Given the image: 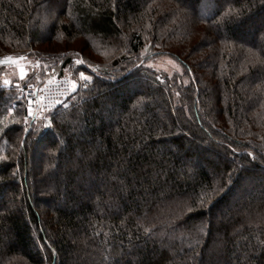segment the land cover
Instances as JSON below:
<instances>
[{"label":"trees","instance_id":"trees-1","mask_svg":"<svg viewBox=\"0 0 264 264\" xmlns=\"http://www.w3.org/2000/svg\"><path fill=\"white\" fill-rule=\"evenodd\" d=\"M0 264H264V0H0Z\"/></svg>","mask_w":264,"mask_h":264},{"label":"built area","instance_id":"built-area-1","mask_svg":"<svg viewBox=\"0 0 264 264\" xmlns=\"http://www.w3.org/2000/svg\"><path fill=\"white\" fill-rule=\"evenodd\" d=\"M74 91V83L69 77H56L44 85H31L25 89L26 106L32 116L40 111L53 110Z\"/></svg>","mask_w":264,"mask_h":264},{"label":"rangeland","instance_id":"rangeland-1","mask_svg":"<svg viewBox=\"0 0 264 264\" xmlns=\"http://www.w3.org/2000/svg\"><path fill=\"white\" fill-rule=\"evenodd\" d=\"M37 64H38L37 62L32 63L31 61L25 62L21 65H16V66L14 64H12L10 70H12V72L16 73L19 77H25V75L29 72V71L27 72L28 68L31 66L37 67L36 66ZM151 65L155 66L157 68H161V69H164L167 71H171V72L172 71L183 72L185 70L183 64L179 60H177L175 57H173L171 55H167V54L158 56L155 60L151 61ZM21 69H23V73L21 72ZM64 76L72 79V81L74 83V90L78 87V85L82 84V80H84L80 76V73L77 77V80H76V78L74 79V74H73V72L69 71V69H67L65 71ZM54 78H56V77L50 78L49 80H47V82L53 80ZM8 79L10 81L11 77H8ZM47 82H45V83H47ZM29 86H31V84ZM72 97H73V94L70 97H68L65 101H63L60 106L67 104L69 101H71ZM50 111L51 110L40 111L38 115L44 116Z\"/></svg>","mask_w":264,"mask_h":264},{"label":"water","instance_id":"water-1","mask_svg":"<svg viewBox=\"0 0 264 264\" xmlns=\"http://www.w3.org/2000/svg\"><path fill=\"white\" fill-rule=\"evenodd\" d=\"M17 61V59H11V58H7L1 61L2 64H11L12 62Z\"/></svg>","mask_w":264,"mask_h":264},{"label":"snow or ice","instance_id":"snow-or-ice-1","mask_svg":"<svg viewBox=\"0 0 264 264\" xmlns=\"http://www.w3.org/2000/svg\"><path fill=\"white\" fill-rule=\"evenodd\" d=\"M21 72L23 73V69H21ZM80 76L84 79V80H88L90 79V77H87L84 75V73H80ZM30 114H31V110H29Z\"/></svg>","mask_w":264,"mask_h":264}]
</instances>
